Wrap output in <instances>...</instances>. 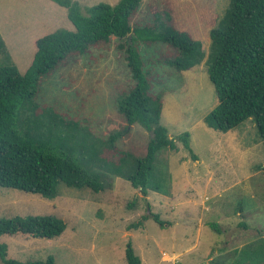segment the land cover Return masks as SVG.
Wrapping results in <instances>:
<instances>
[{
    "label": "rangeland",
    "instance_id": "374dc122",
    "mask_svg": "<svg viewBox=\"0 0 264 264\" xmlns=\"http://www.w3.org/2000/svg\"><path fill=\"white\" fill-rule=\"evenodd\" d=\"M77 1L82 11L98 2H117ZM227 2L141 0L130 24L148 23L155 8L168 4L175 26L198 39L206 54L208 29ZM59 27H73L60 4L0 0V35L19 73L32 59L35 39ZM122 42L112 36L83 54H69L41 76L36 101L77 120L96 137L122 131L125 121L116 110V98L133 84L118 47ZM137 48L150 91L161 96L160 123L169 137H175V150L160 149L155 160L170 174V194L151 188L143 194L119 177L100 192L60 182L51 199L0 187V217L54 214L65 224L53 238L0 235L7 257H51L54 264H126L124 249L130 242L140 264H264V151L253 122L246 119L226 131L206 126L203 117L217 99L205 72V56L199 64L176 72L161 61L162 55L173 52L166 44L138 40ZM182 132L188 133L187 145L196 160L177 140ZM150 134L134 123L113 149L101 154L108 159L117 157L116 150L142 154ZM150 212L159 216L162 226L151 220ZM137 219L136 228H127ZM213 223L219 232L209 227Z\"/></svg>",
    "mask_w": 264,
    "mask_h": 264
},
{
    "label": "trees",
    "instance_id": "16d2710c",
    "mask_svg": "<svg viewBox=\"0 0 264 264\" xmlns=\"http://www.w3.org/2000/svg\"><path fill=\"white\" fill-rule=\"evenodd\" d=\"M66 8L72 28L59 27L35 39L31 61L19 73L0 35V187L36 193L46 198L57 195L58 184L100 192L119 177L146 194L147 189L169 195L170 174L165 164H155L160 149L175 150L160 123L161 96L150 91L142 69L137 41L158 40L173 52L161 58L164 65L179 72L199 64L205 56V72L213 84L216 103L206 113V126L222 131L234 129L249 119L253 122L264 151V0H228L223 12L208 29L205 54L201 42L178 29L171 8L163 4L151 12L148 23L130 24L141 0H116L113 5L98 2L82 8L77 0H50ZM123 39V51L133 84L116 98V110L123 117V130L105 138L94 136L77 120L64 117L50 106H40L36 94L41 76L53 70L73 52L83 54L90 46ZM151 131L142 154L116 150L115 159L101 154L134 123ZM188 133L177 136L190 157ZM264 170V163L262 164ZM131 205V204H130ZM147 215H143L145 218ZM151 220L162 226L157 214ZM140 220L127 228H136ZM64 222L54 214L0 217V235L27 234L53 238L61 234ZM209 227L217 232L216 224ZM126 264H140L130 242L124 249ZM2 264H54L45 260L19 261L7 257V244L0 241Z\"/></svg>",
    "mask_w": 264,
    "mask_h": 264
},
{
    "label": "crops",
    "instance_id": "0c3cea01",
    "mask_svg": "<svg viewBox=\"0 0 264 264\" xmlns=\"http://www.w3.org/2000/svg\"><path fill=\"white\" fill-rule=\"evenodd\" d=\"M10 237H12V236H14V234L13 235H9Z\"/></svg>",
    "mask_w": 264,
    "mask_h": 264
}]
</instances>
